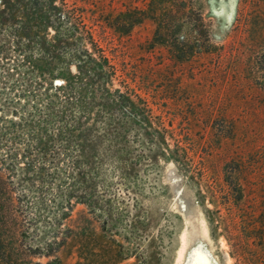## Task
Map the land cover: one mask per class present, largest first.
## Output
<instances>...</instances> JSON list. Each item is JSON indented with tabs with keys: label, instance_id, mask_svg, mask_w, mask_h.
I'll list each match as a JSON object with an SVG mask.
<instances>
[{
	"label": "rangeland",
	"instance_id": "rangeland-1",
	"mask_svg": "<svg viewBox=\"0 0 264 264\" xmlns=\"http://www.w3.org/2000/svg\"><path fill=\"white\" fill-rule=\"evenodd\" d=\"M42 1L0 0V160L33 249L15 264H264V0H53L131 107L60 101L93 71ZM130 14L128 35L105 23Z\"/></svg>",
	"mask_w": 264,
	"mask_h": 264
},
{
	"label": "trees",
	"instance_id": "trees-1",
	"mask_svg": "<svg viewBox=\"0 0 264 264\" xmlns=\"http://www.w3.org/2000/svg\"><path fill=\"white\" fill-rule=\"evenodd\" d=\"M25 1L27 6H32L33 8H42L43 6L42 0ZM44 2L46 3L48 9L53 12L52 18L37 14L36 20L38 25L40 23L41 27L46 24L58 25L59 27L64 26L69 30L70 35H78V37L82 39L86 45L85 48H82L81 46H78V48L74 47L76 53L79 55L78 57L80 65H78V68L81 71V69L85 68V66H90L93 71V73H90V75L92 76V80H94V82H92L91 86H86L84 89H80L77 85V82L75 84H68L70 89H68L66 86L55 87V91L57 92L58 96H60L58 92H62L63 97L60 98V101L66 103V105H70L72 104V99H74V101L78 100L79 98L85 99L86 96L88 97L87 94H91L93 97L99 100L98 102H101L103 101L101 95L105 93L108 95V97H103L105 100L111 101L110 98L118 99L120 100V105H124L126 107L130 105L131 107L133 102L126 93L120 92L119 89L109 90L108 86L112 85L113 79H115L116 69L110 65V60L106 56L105 51L97 44L96 41H94L92 35L85 30V26L82 24L79 28L73 23L68 14L60 13L58 11V7L53 4V0H44ZM105 21L107 27L113 32H117L121 35H128L131 28L138 20L130 14L119 15L115 18H107ZM27 29H30L29 25L26 26L25 30ZM36 39L37 45L35 48L37 51H40V57L46 58L51 52L50 47L46 45V41L43 38L36 37ZM82 72L89 74L87 70ZM99 80H102L103 83L96 84V82ZM71 85L73 87H71ZM106 104H109V102ZM70 117L71 118L69 120H72L73 116ZM98 117H102L101 114H99ZM82 118L85 119V117L82 115H79L77 118L79 123L82 122ZM58 119L59 122L65 121V114L61 113ZM65 124L68 123L65 122ZM69 126L72 125L70 124ZM3 169L4 162L3 160H0V261H2L4 264H15L16 253H28L33 251L31 247L20 244V240L18 238V236L22 233V228L24 225H30V221L25 218L23 213L24 211H27L28 204L30 203L29 201H26L25 204L21 205L20 203V205H18L19 202L27 200V194L22 192L21 194L17 195L14 192L15 185L13 184L11 178H9V176L3 172ZM38 219H40V217H38L37 220ZM36 251L44 250L36 247ZM53 253L54 249L49 248V250H45L44 255L49 257L52 256ZM42 254L43 253H40V255Z\"/></svg>",
	"mask_w": 264,
	"mask_h": 264
}]
</instances>
